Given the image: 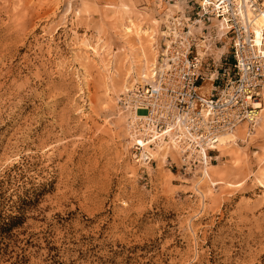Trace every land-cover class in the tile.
<instances>
[{
    "label": "rangeland",
    "instance_id": "374dc122",
    "mask_svg": "<svg viewBox=\"0 0 264 264\" xmlns=\"http://www.w3.org/2000/svg\"><path fill=\"white\" fill-rule=\"evenodd\" d=\"M173 2L152 14L125 0H0V202L25 216L0 264H264V110L210 152L206 175L173 148L148 163L135 152L121 98L146 80L130 58L152 76L167 18L198 0ZM200 27L210 76L234 62L232 43L216 19Z\"/></svg>",
    "mask_w": 264,
    "mask_h": 264
},
{
    "label": "built area",
    "instance_id": "2783aa9c",
    "mask_svg": "<svg viewBox=\"0 0 264 264\" xmlns=\"http://www.w3.org/2000/svg\"><path fill=\"white\" fill-rule=\"evenodd\" d=\"M263 8L264 0H198L195 7L181 5L167 18L153 76L121 98L138 160H152L141 140L151 150L170 146L185 171L200 169L203 174L215 159L210 152L221 135L241 124L247 135L255 130L263 110L264 29L258 38L253 18ZM213 19L230 34L234 62L216 66L209 76L205 57L212 37L198 29L204 31L201 24ZM221 74L225 80L215 87L221 88L216 94L201 91V82L215 83Z\"/></svg>",
    "mask_w": 264,
    "mask_h": 264
},
{
    "label": "bare ground",
    "instance_id": "6f19581e",
    "mask_svg": "<svg viewBox=\"0 0 264 264\" xmlns=\"http://www.w3.org/2000/svg\"><path fill=\"white\" fill-rule=\"evenodd\" d=\"M122 7H124L123 8V10H124V13H123V18H128V19H130V16L128 15V11H126V8L127 7H125L123 4H122ZM127 21H129V20H127ZM130 21H131V19H130ZM253 23H254V30L256 31V34H257V37L259 38L260 36H261V33H262V30L264 29V8L263 9H261V11L259 12V13H255V15H254V18H253ZM127 29L129 30V31H131V29H132V27H131V25H128L127 26ZM144 32H146V30L144 29L143 30ZM88 46V48H91V46H89V44L87 45ZM89 50H91L93 53L95 52V54L96 53H98L97 51H96V48L95 47H93L92 49H89ZM92 53V54H93ZM130 60H131V63H132V68H133V73H134V80L136 81V82H138V81H140L139 79L141 78H143V79H147V73H148V71L146 72V66H145V68H144V70L143 71H140V72H138V70H137V68H135V66H136V60H135V58L134 57H131L130 58ZM135 63V64H134ZM140 63V62H139ZM135 65V66H134ZM153 65V64H152ZM155 65V64H154ZM138 66V65H137ZM157 66H158V64L154 67H152V69H150V71H152V76H153V74H154V72H155V69L157 68ZM142 67V66H141ZM143 69V68H142ZM130 70H132V69H130ZM130 74V73H129ZM151 76V77H152ZM135 82H133V84H134ZM141 83V82H140ZM132 84V85H133ZM133 88H129L127 91H130V90H132ZM231 135H233V134H231V133H228V134H223V135H221V137L219 138V144L220 145H222V146H225L227 143L229 144L233 139H232V136ZM238 138V137H237ZM141 143H142V145H144V148H145V151H148V156L149 157H151V159H153V158H156V156H159L160 155V153H163V154H161L162 155V158L163 159H165L166 160V158H167V156H168V152H169V150L171 149V147L170 146H164L163 148H159V149H157V150H151V147L148 145V144H145L144 143V141H140ZM229 147V146H228ZM172 150V149H171ZM221 150V149H220ZM174 151V150H173ZM158 152H159V154H158ZM145 153V152H144ZM143 153V154H144ZM157 153V155L155 156V154ZM170 153V152H169ZM158 158V157H157ZM145 163H148V161L146 160V161H144ZM203 173H205V175H206V173H207V170L206 171H204Z\"/></svg>",
    "mask_w": 264,
    "mask_h": 264
},
{
    "label": "trees",
    "instance_id": "16d2710c",
    "mask_svg": "<svg viewBox=\"0 0 264 264\" xmlns=\"http://www.w3.org/2000/svg\"><path fill=\"white\" fill-rule=\"evenodd\" d=\"M1 207L2 204L0 202V250L2 249L3 239L10 236L12 230L22 225L25 219L23 209L20 214L15 212L5 213Z\"/></svg>",
    "mask_w": 264,
    "mask_h": 264
},
{
    "label": "crops",
    "instance_id": "0c3cea01",
    "mask_svg": "<svg viewBox=\"0 0 264 264\" xmlns=\"http://www.w3.org/2000/svg\"><path fill=\"white\" fill-rule=\"evenodd\" d=\"M125 1L131 4L132 6H134L140 12H147L152 14H161V12H163V7L167 6L166 5L167 1L165 0H125ZM162 1L166 2L165 5H163L164 2ZM262 107L264 110V101Z\"/></svg>",
    "mask_w": 264,
    "mask_h": 264
}]
</instances>
